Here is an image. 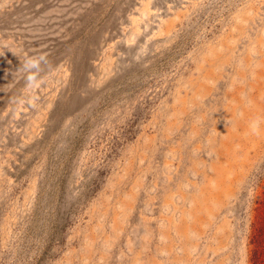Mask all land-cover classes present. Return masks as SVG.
Masks as SVG:
<instances>
[{
	"label": "rangeland",
	"instance_id": "obj_1",
	"mask_svg": "<svg viewBox=\"0 0 264 264\" xmlns=\"http://www.w3.org/2000/svg\"><path fill=\"white\" fill-rule=\"evenodd\" d=\"M0 264H264V0H0Z\"/></svg>",
	"mask_w": 264,
	"mask_h": 264
}]
</instances>
